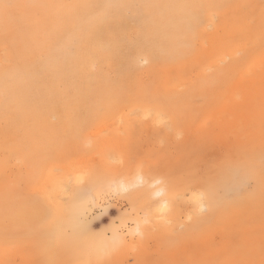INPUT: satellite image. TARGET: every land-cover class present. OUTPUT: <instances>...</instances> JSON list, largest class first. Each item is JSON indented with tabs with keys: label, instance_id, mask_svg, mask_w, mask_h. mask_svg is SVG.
<instances>
[{
	"label": "rangeland",
	"instance_id": "374dc122",
	"mask_svg": "<svg viewBox=\"0 0 264 264\" xmlns=\"http://www.w3.org/2000/svg\"><path fill=\"white\" fill-rule=\"evenodd\" d=\"M82 1L86 2L84 6L70 10L71 0H0V43L7 45L0 48V71L24 72L30 76L32 85L41 75L39 79L43 83L35 89L28 88L21 103L47 109L56 102L57 87H51L49 75L40 65L46 61H64L67 82L63 88L76 87L80 98H88L94 106L106 99L119 104L127 96L139 98L140 92L147 95L149 88L153 100H167L164 103L168 113L172 109L175 111L165 124L152 123L133 115L132 111L122 116L113 113L103 121L78 128L77 133L63 126L51 130L57 117L49 113L47 128L30 134L38 147V156L47 163L43 178L47 187L58 186L67 179L71 191L78 188L70 178L69 169L64 167L73 157L81 167L107 176L116 175L122 168L128 178H133L137 168H143L151 178L175 183L177 194L173 211L168 214L172 216L170 222L151 193L146 198L139 196L132 203L128 192L107 190L91 203L86 220L93 233L103 234L112 244L115 242L110 237L112 227L125 225V233L131 241L120 259L116 260L110 253L103 254L96 264H264V91L250 102L245 96L250 88L239 75L234 86L242 96L230 97L225 102L230 110L249 109L248 118L241 122L247 136L241 150L238 145H231L219 129L225 125L221 117L225 103L218 104L216 99L220 87L225 89L228 73L220 74L219 70L226 61L208 67L205 64L209 58H200L197 64L180 66V72L193 77V83L178 87L175 82L166 95L160 80L168 68L149 67L132 59L134 39L138 29H142L139 27L141 19L145 18L141 7L145 0H126L124 6L110 5L108 8L107 0ZM104 9L111 17L109 28L121 30L123 34L121 49L111 57L97 52L94 41L88 37L70 36L77 25ZM216 18L214 25L201 27V51L208 49L210 53L222 35L227 40L230 36L224 34L227 30H232L233 38L238 36L237 32L247 41L257 39L264 44V0L227 1ZM168 20L175 22L174 17L164 12L157 20L159 27H164ZM80 38L84 43L82 49L73 44ZM68 41L71 46L66 47ZM192 52L190 50L188 55ZM82 58L87 61L84 68L78 65ZM258 59L264 68V51ZM75 66L81 70L77 72ZM44 87L46 94L40 92ZM192 87L196 90L189 97L187 91ZM258 87L264 89V82L260 80ZM252 102L258 113L251 109ZM17 119L21 120L13 117L12 121ZM83 131L85 134H80ZM58 139L61 140L59 146ZM15 168L10 170L13 180L17 179ZM149 186V190L154 191L155 186ZM144 187L136 188L140 191ZM199 189L209 190L213 198V211L201 217L190 198ZM28 195L33 196L32 193ZM143 200L152 204L146 236L139 233L136 222L128 216L138 212L144 218ZM202 217L204 223L198 224ZM46 219V215L31 216L19 223L13 214L0 208V231L11 233L8 253L11 257L19 255L17 259L8 258L7 264H89L82 260L77 250L61 247L44 235L46 230L42 224Z\"/></svg>",
	"mask_w": 264,
	"mask_h": 264
},
{
	"label": "bare ground",
	"instance_id": "6f19581e",
	"mask_svg": "<svg viewBox=\"0 0 264 264\" xmlns=\"http://www.w3.org/2000/svg\"><path fill=\"white\" fill-rule=\"evenodd\" d=\"M227 1L230 0H145V3L141 4L145 18L141 19L139 27L142 29H138L137 38L134 39L135 49L132 59L135 62H144L149 67L168 68V72L160 80L166 95L169 94L175 82L178 87H187L188 84L190 86L193 83V77L189 78L182 74L179 67L185 64H197L200 58H209L205 64L208 67H213V63L219 61L227 62L223 67L219 66V73H228V77L224 81L225 89L220 87L217 93L218 104L223 105L230 97L242 96L234 86L239 75L245 78L250 88L245 94L249 101L252 98L254 100L264 91L258 87L260 80L264 82V68L258 59L264 51V44H260L256 41L257 39L247 41L242 33L238 34L236 31L238 36L233 38L231 37L233 32H230L232 30H227L224 34H230L228 39L226 40L222 35L210 53H207L208 49L200 50L199 33L202 25L205 24L207 27L214 25L217 21L216 16ZM126 3V0L106 1L107 8L110 5L124 6ZM85 4L86 2L82 0H71L69 7L70 10H75ZM49 8L54 9L53 6ZM164 12L174 17L175 22L171 23L168 20L164 27H159L157 20L162 18ZM258 13L261 12L258 10ZM111 25V17L104 9L102 12L92 14L80 26L77 25L70 36L88 37L94 41L97 52L104 57H111V54L118 53L123 44L121 30L112 31L109 28ZM257 27L260 28V25ZM220 29H223L222 26ZM73 44L78 49L84 47L81 38ZM3 46L7 45L0 43V48ZM65 46L69 47L71 43L68 41ZM190 50L193 52L188 55ZM69 61L74 63L71 57ZM86 64L87 61L83 58L78 61L80 68H84ZM40 66L49 75L51 87H57L56 102L47 109L27 107L21 103L28 88L35 89L43 84L39 79L41 75L32 85L30 76L24 72L12 69L0 71V208L5 210V213L13 214L19 223L27 221L31 216L39 218L46 215L47 219L42 224L46 230L44 235L55 244L68 247L69 250H77L85 263L88 261L96 264L103 254L108 253L112 254L116 260L120 259L130 241L125 233V225L112 227L110 237L115 241L112 244L106 241L103 234L93 233L90 223L86 220L91 203H94L107 190L128 192L127 195L132 203L139 196L146 198L151 193L152 199L158 201L165 219L170 222L172 216L168 214L173 211V200L177 194L175 183L170 180L167 184L165 180L151 178L143 168H137L133 178H128L122 168L116 175L107 176L90 168L81 167L78 159L73 157L64 163V167L69 169L70 178L78 184V188L71 191L67 179L58 186L47 187L43 180L47 163L45 159H40L38 156V147L31 140L34 137L30 134L47 128L46 121L49 113L57 117L51 130L56 131L59 126H63L68 131L77 133L78 128H84L88 123L103 121L113 113L122 116L125 112L132 111L133 115L142 116L152 123L165 124L169 121L167 117L173 115L175 111L172 109L168 113L164 103L167 100L164 102L153 100L149 88L147 95L140 92L139 98H133V95L127 96L128 98L121 100L119 104L118 101L106 99L94 106L88 98H80L76 87L63 88L67 82L64 61H46ZM77 66L74 69L79 72L81 69ZM198 88L199 86L196 89ZM196 89L192 87L189 92L187 91V96H193ZM45 91L44 87L40 92L46 94ZM254 105L252 102L251 109L258 113V109L253 108ZM205 110L211 111V108ZM222 113L221 117L224 118L225 125L219 126V129L231 141L229 142L231 145H238L243 150L247 136L241 128V122L244 118H248L249 109L230 110L225 103ZM13 117L21 118V120L12 121ZM84 132L80 134H85ZM44 138L46 137H43L42 141H45ZM57 142L58 146L61 145L60 139ZM52 157L56 161L55 154H52ZM12 167H16L17 171L15 180L10 176ZM255 180L257 182L258 178ZM150 184L155 186L152 192L149 190ZM140 185L145 187L139 191L136 187ZM28 193H32L33 196L30 197ZM190 198L197 205L199 217L205 212L213 211V198L209 190L199 189L193 192ZM151 205L146 200L141 203L144 218H141L138 212L134 216L131 213L128 215L136 222V227L143 236L147 234L146 224L151 217ZM188 217H192V214H188ZM204 221L202 217L198 220V224ZM143 222H146L145 225ZM10 236L11 233L0 231V264H7L8 258L11 257L7 248ZM16 255L12 257L17 259Z\"/></svg>",
	"mask_w": 264,
	"mask_h": 264
}]
</instances>
